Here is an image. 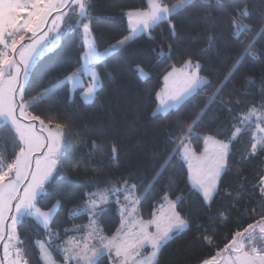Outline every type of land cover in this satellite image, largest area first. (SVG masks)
<instances>
[{
    "label": "trees",
    "instance_id": "1",
    "mask_svg": "<svg viewBox=\"0 0 264 264\" xmlns=\"http://www.w3.org/2000/svg\"><path fill=\"white\" fill-rule=\"evenodd\" d=\"M166 2L171 5L177 0ZM90 4V19L84 22L90 24L97 48L103 52L130 35L127 12L145 8L146 0H90ZM244 9L247 15L239 20L244 30L238 34L233 17ZM171 23L174 29L163 22L96 64L101 87L92 103L82 100L83 89L73 97L70 86L64 85L30 109L47 126L63 125L65 134L62 162L39 203L45 211L59 205L51 225L59 238L50 250L61 263L57 246L73 235L71 230L89 223L88 216L71 219L73 209L86 201L88 193L123 186L125 181L137 185L139 217L144 221L152 219L166 193L172 200L182 197L177 210L188 220V230L162 248L159 264H202L264 210L259 190L264 153L250 155V131L231 143L228 167L211 205L190 183L183 148L174 151L183 141L202 154L208 136L227 143L237 124L235 117L252 106L264 111V0H193ZM250 43L253 55L242 57ZM84 51L82 26L63 31L59 47L34 67L25 99L73 76L82 66ZM188 60L199 62L201 76L210 83L177 110L157 114L165 77ZM140 70L147 73L146 79ZM221 87L220 96L208 106L211 93ZM14 135L11 129L0 130V153L9 160L18 150ZM96 219L107 237L122 223L116 204ZM18 233L29 264H43L37 243L47 239L45 230L27 218ZM97 264L111 262L103 258Z\"/></svg>",
    "mask_w": 264,
    "mask_h": 264
},
{
    "label": "snow or ice",
    "instance_id": "2",
    "mask_svg": "<svg viewBox=\"0 0 264 264\" xmlns=\"http://www.w3.org/2000/svg\"><path fill=\"white\" fill-rule=\"evenodd\" d=\"M192 2L193 0H177L176 3L169 5L166 0H146L145 8L127 12L131 25L130 35L124 36L115 45L100 52L94 38H91L90 24L84 22L90 19V0H0V130L8 128L14 132L18 149L10 160L0 153V244L3 248V259L0 260V264H29L27 252L23 248L24 241L17 231V226L25 218H31L46 232L47 239L38 241L40 258L44 264H56L49 249L53 248V240L59 238V235L53 233L50 228L57 205L45 211L39 203L54 179L53 173L57 171L58 164L62 162L65 134L61 131L63 125L57 123L54 129L46 127L44 120L30 111L54 92L58 85L45 89L31 99H25L26 85L38 59L60 39L63 31H71L74 27L82 26L86 45V51L82 54L84 68L93 69L97 62L110 55L116 48L126 45L137 33H150L163 22H168L174 29L172 17L181 10H186ZM246 15L247 11L244 9L238 10L233 17V25L238 34L244 30L239 23L240 17ZM50 18L54 27H48ZM65 20L68 23L62 31L57 22L63 23ZM52 31H56V35L50 38L49 33ZM29 33L31 36L27 35ZM26 37L30 43L25 42ZM212 39L210 36L209 41ZM252 48L253 44H248L243 49L242 57L253 55ZM199 68V62L194 65L188 60L181 69H174V72H179L183 76V87L169 94L171 102L162 105L163 111L178 107L185 99L210 83L199 76ZM81 74L78 72L66 77L65 83L68 81L78 83ZM171 75L173 73H169V76ZM90 76L91 83L83 92L86 102L93 100L97 89L101 87L98 73L91 71ZM165 80L167 81L168 77H165ZM222 90L221 87L211 93L208 106L216 101ZM261 108H264V105ZM235 119L237 124L234 125L227 143L208 136L205 139L206 142H211V152L205 147L202 157H196L195 153H192L196 164L193 165L191 162L189 164L193 170L191 180L209 205L218 194V182L228 167L230 144L233 141L250 131V155L254 157L258 152L264 153V111L252 106L247 113H241ZM36 121L40 125L38 129L34 123ZM191 131L189 128V133ZM93 147H96L95 142ZM181 148L187 158L189 150L183 141L174 151ZM112 152H117L115 145L112 146ZM136 188V184L125 181L123 186L87 194V203L74 209L71 213L73 216L81 212H87L90 218L102 216L112 196L115 195L116 202L119 203L120 197L116 194H123L127 203L120 209L121 227L112 236L106 237L95 227L96 221L90 219L87 227L91 231L87 237L69 241L70 246L64 248L67 261L75 259L77 264H97V257L103 255L105 251L110 253L114 251L117 258H122V264H159L158 254L161 249L176 233L188 228V220L176 210L177 201L182 197L172 200L166 193L161 198L163 203L160 204L158 212L153 213L152 219L137 221L134 217L140 197L135 194ZM259 190L264 197V176L259 179ZM125 216L129 218L127 221ZM126 222L130 225L127 229ZM152 228L155 230L149 231ZM97 237L99 246L95 243ZM205 239L211 244L210 238ZM261 245H264V210L258 219L236 231L223 249H218L215 256L203 260L202 264H264V246ZM145 246L151 247L150 253L144 254Z\"/></svg>",
    "mask_w": 264,
    "mask_h": 264
},
{
    "label": "rangeland",
    "instance_id": "3",
    "mask_svg": "<svg viewBox=\"0 0 264 264\" xmlns=\"http://www.w3.org/2000/svg\"><path fill=\"white\" fill-rule=\"evenodd\" d=\"M53 15H55V13L53 14ZM65 22V21H64ZM64 22L63 23H61V22H57L58 24H60V28H61V30H63V25H64ZM48 27H54L52 24H51V18L49 19V25H48ZM130 29H131V25H130ZM143 34H146V35H149V32H144V33H137L136 34V36L133 38V39H131L128 43H130L131 41H133V40H135L138 36H140V35H143ZM56 35V31H52V32H50L49 33V37L51 38V37H53V36H55ZM30 36H31V34H30ZM91 38H94L93 37V34H92V31H91ZM95 40V39H94ZM29 40L27 39V37H26V43H30V41L28 42ZM84 41H85V39H84ZM127 43V44H128ZM126 44V45H127ZM59 45H60V39L59 40H57L39 59H38V61L40 60V59H42L45 55H47V54H49V53H52L53 51H55L58 47H59ZM126 45H124V46H121V47H119V48H116L114 51H112L111 52V54L110 55H108V56H106V57H104L102 60H105L106 58H108L109 56H111L113 53H115L116 51H118V50H120V49H122L123 47H125ZM85 47H86V45H85ZM101 52V51H100ZM104 52V51H103ZM101 60V61H102ZM37 61V62H38ZM100 62V61H99ZM98 63V62H97ZM96 63V64H97ZM37 64V63H36ZM36 64L34 65V67L36 66ZM195 65V64H194ZM34 67H33V69H34ZM33 71V70H32ZM91 71H95L96 73H98V71H97V69H95V67L93 68V69H85L84 68V61H83V59H82V66L80 67V69H78V71L76 72V73H82L79 77H78V79H79V82L78 83H74V82H72V81H68L67 83H63V84H61L60 86H58V87H56V89H55V91L56 90H58V89H60L61 87H63L64 85H69L70 86V88H71V91H72V96L74 97L75 96V92L77 91V90H79V89H83V92L87 89V87L90 85V83H91V76H90V72ZM185 71H187V69H185ZM75 73V74H76ZM171 73H173V75H171V76H167L168 77V80L166 81L165 80V86H164V89L162 90V92H160V94H159V96H158V103H159V105H158V108H157V111H156V113L157 114H167L168 112H170V111H173V110H177L185 101H187L188 99H190L191 97H188L187 99H185V101L182 103V104H180L178 107H172V108H169L168 110H167V112H165V111H163L162 110V105H165V104H167V103H170L171 101L169 100V94L170 93H174L176 90H178L179 88H182L183 87V83H184V80H183V76L179 73V72H171ZM198 74H199V76H201V73H200V68H199V70H198ZM140 75H141V77L143 78V79H146L147 77H148V75H147V73L146 72H144L143 70H140ZM31 76V75H30ZM202 77V76H201ZM30 79V78H29ZM98 80H99V82H100V77H99V73H98ZM27 86V85H26ZM100 88V87H99ZM99 88L97 89V91L99 90ZM54 91V92H55ZM97 91H96V93H97ZM83 92H82V100L85 102V103H88V104H90V103H92L93 101H94V99L93 100H91L90 102H86L85 101V99L83 98ZM53 93V92H52ZM51 93V94H52ZM49 96V95H48ZM95 96H96V94H95ZM46 98V97H45ZM28 121H25V123H27ZM36 125H37V129L40 127V125H39V122L38 121H36V122H34ZM46 127H52L53 129H54V127L53 126H47V125H45ZM46 134V133H45ZM218 141V140H217ZM62 147H63V150H64V143L62 144ZM205 147H208L209 148V151L211 152V149H212V145H211V142H206L205 141ZM187 148H188V156H187V158L185 157V152H184V150L182 151V159H183V161L186 163V165L188 166V170H189V175H190V183H191V185H192V187L195 189V190H197V188L196 187H194L193 186V183H192V180H191V176H192V169H190V167H189V164H190V162L193 164V165H195L196 164V161H195V159L192 157V153H195V156L196 157H202L203 155H204V152L202 153V154H197L189 145L187 146ZM230 151H231V144H230ZM229 155H230V153H229ZM228 159H229V156H228ZM59 165L60 164H58V166H57V170H58V168H59ZM227 170V169H226ZM226 170L221 174V177H220V179H219V182H218V191H219V186H220V181H221V179H222V177H223V175L225 174V172H226ZM57 172V171H56ZM56 172H54L53 173V177L56 175ZM198 191V190H197ZM199 192V191H198ZM200 193V192H199ZM135 194H136V192H135ZM201 194V193H200ZM116 195H119V197H120V199H119V203H117L116 202V196L115 195H113L112 196V198H111V202L108 204V205H106L105 207L107 208L110 204H116L117 206H118V213H119V216L121 217V219H122V216H121V211H120V209L127 203L125 200H124V198H123V194H116ZM202 195V194H201ZM136 196H138L137 194H136ZM139 197V196H138ZM42 198V197H41ZM40 198V199H41ZM214 199H215V197H214ZM213 199V200H214ZM87 201H88V195L86 196V201L82 204V205H85L86 203H87ZM140 202H141V198H140ZM213 202V201H212ZM212 202H211V204H212ZM207 205H209L208 203H206ZM210 204V205H211ZM81 205V206H82ZM139 207H140V203L137 205V211H136V213H135V217H134V219L135 220H142L140 217H139ZM78 208V207H77ZM76 209V208H75ZM58 210H59V205H57V208H56V215H57V212H58ZM74 210V209H73ZM176 210H177V208H176ZM178 211V210H177ZM73 212V211H72ZM71 212V213H72ZM158 212V211H157ZM156 212V213H157ZM14 214V213H13ZM56 215L54 216V218L56 217ZM82 216H88V218H89V222H90V219H94L95 221H96V225H95V227L98 229V230H100V232H101V234L103 235V236H106V235H104V233H103V231L101 230V228L99 227V225H98V222H97V219H96V217H91L90 218V216H89V214L87 213V212H81L79 215H75V216H73L72 214H71V219H78V218H80V217H82ZM54 218H53V220H54ZM25 219H27V218H25ZM31 219V218H30ZM129 218L128 217H126L125 216V221H127ZM53 220H52V222H53ZM52 222H51V224H50V228H51V225H52ZM20 225V224H19ZM19 225L17 226V231H18V227H19ZM88 225H89V223H88ZM87 225V226H88ZM87 226H85L84 228H74L73 230H71V233L73 234L70 238H68L65 242H63L62 244H60V245H58L57 246V251L59 252V254L61 255V257L63 258V260H64V263H61V262H59V261H57L56 260V258H55V256H54V254L51 252V250L49 249V251L51 252V255H52V257L55 259V261H56V264H77V262H76V260L75 259H73V260H71L70 262L69 261H67L66 259H65V252H64V248L66 247V246H70L69 244H68V242L69 241H74V240H82V239H84L85 237H87V235H88V233L91 231V229L90 228H88ZM130 225H129V223H125V228L127 229L128 227H129ZM189 227V226H188ZM41 228L43 229V227L41 226ZM78 229V230H77ZM155 229L154 228H152V229H149V231H154ZM188 230V228L187 229H185L183 232H180V233H176L175 235H177V234H182V233H184V232H186ZM107 237V236H106ZM90 243L92 242V241H89ZM95 243L97 244V246H99V238L97 237V239L95 240ZM261 246H264V245H261ZM37 248H38V243H37ZM38 250H39V248H38ZM162 250V249H161ZM151 252V247L150 246H145V253L144 254H148V253H150ZM161 252V251H160ZM159 255H160V253L158 254V259H159ZM103 258H109V260H110V262H111V264H122V258H117L116 256H115V252L113 251V252H108V251H105L104 252V254L103 255H101V256H99V257H97V263L101 260V259H103ZM3 259V248H2V244H0V260H2ZM42 260V259H41ZM42 262H43V260H42ZM43 264H44V262H43Z\"/></svg>",
    "mask_w": 264,
    "mask_h": 264
},
{
    "label": "crops",
    "instance_id": "4",
    "mask_svg": "<svg viewBox=\"0 0 264 264\" xmlns=\"http://www.w3.org/2000/svg\"><path fill=\"white\" fill-rule=\"evenodd\" d=\"M128 24H129V20H128ZM129 28H130V24H129ZM27 35H28V36H30V33H29V34H27ZM29 41H30V40H29ZM29 41H28V42H29ZM30 42H31V41H30Z\"/></svg>",
    "mask_w": 264,
    "mask_h": 264
}]
</instances>
